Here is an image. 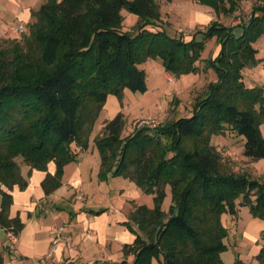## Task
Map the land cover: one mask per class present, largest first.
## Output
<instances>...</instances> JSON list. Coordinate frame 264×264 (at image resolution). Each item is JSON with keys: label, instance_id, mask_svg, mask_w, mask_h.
<instances>
[{"label": "trees", "instance_id": "16d2710c", "mask_svg": "<svg viewBox=\"0 0 264 264\" xmlns=\"http://www.w3.org/2000/svg\"><path fill=\"white\" fill-rule=\"evenodd\" d=\"M194 1L217 13L238 7V0ZM121 9L138 16L133 32L122 31ZM33 15L27 36L0 44V183L7 189L0 190L1 227L15 236L23 228L18 216L9 217V190H23L31 170L46 172L53 162L55 171L45 173L41 188L46 196L61 185L64 166L87 149L91 124L109 95L146 90L139 64L159 58L169 75L198 71L204 43L214 37L218 53L203 68H212L215 80L195 99L191 115L122 136L118 113L104 122L94 145L99 181L122 177L152 195L151 208L134 205L128 216L137 230L123 252L133 254L132 264L153 258L158 264H224L222 215L236 222L246 206L264 221V180L223 172L210 142L228 129L242 137L246 157L264 159V90L246 86L242 73L262 61L253 43L264 33V0L252 5L246 21L229 26L213 20L189 40L155 27V0H46ZM261 239L258 264H264V233ZM234 264L249 263L237 257Z\"/></svg>", "mask_w": 264, "mask_h": 264}, {"label": "rangeland", "instance_id": "374dc122", "mask_svg": "<svg viewBox=\"0 0 264 264\" xmlns=\"http://www.w3.org/2000/svg\"><path fill=\"white\" fill-rule=\"evenodd\" d=\"M45 1L0 0V44H5L11 38L27 36L28 25L36 19L33 13ZM155 1L159 11V20L156 21L155 27L164 29L169 35L182 36L184 40H189L194 32L204 30L210 21L216 20L229 26L246 21L252 5L258 0H238V7L232 13L222 11L217 13L210 7L194 0ZM120 13L123 17L122 31L133 32L138 22V16L125 9H121ZM20 24L23 25L24 31L17 34L13 28ZM253 46L258 50L256 57L262 61L253 67L243 69L244 83L248 87L258 85L264 90V33L253 43ZM218 50L219 44L216 38L212 37L206 40L197 62L199 70L179 74L178 76L166 73L159 58H149L139 64L138 67L144 71L146 90L139 92L123 89L119 96L109 95L106 102L99 108L91 124L88 133V146L83 151L85 158L82 162L86 182L89 181L88 175L91 169H94L98 163L99 155L94 145V138L101 130L104 122L121 113L124 121L122 136H124L131 133L134 128H140L139 124H143V122L148 123L145 125H150L151 121L155 124H163L180 116L191 115L192 104L195 99L204 94L206 85L209 82L215 80L212 68L208 66L203 68V66L204 62L217 55ZM259 130L264 137V119L259 123ZM210 142L220 154V169L223 172L232 174L247 173L251 178L264 180V159L254 160L246 157L243 154L244 141L241 136L227 129L223 134H213ZM72 146L75 145L72 144ZM21 168L24 169L26 166L21 163ZM100 184V192L92 196V202L87 203V207H92L91 209L94 210L105 208L107 212L118 217L115 225L106 233L108 243L102 251L104 254L102 261L132 264L131 255L122 256L121 253L117 252L120 241L124 244L123 241L131 239V244L133 243L135 239L134 230H137L132 223H129L131 228L129 227L128 217L125 215L124 209L126 207L128 210L130 200H135L138 204L151 208L153 206L152 195L143 193L133 182L122 177H109L107 180H100ZM73 194L75 195V190ZM76 196L79 197L78 193ZM169 204L170 192L169 188L166 187V197L162 203V209L166 211ZM248 216L250 214L246 206L240 207L236 223L230 222L227 214L222 215V223L228 228V234L223 239L227 248L220 253L224 264H234L237 257L243 262L258 264L255 258L258 246L253 243H250L246 248L236 245L239 243L240 237L235 235V229L237 226L246 225ZM58 220L57 225L62 227V217H59ZM99 238H101V235L95 236L94 240L98 241ZM125 246H128V244ZM95 249V244H92L85 253L93 254L92 250ZM4 253L8 255V251ZM11 253L14 254L12 250ZM78 253L84 258L82 248L78 250ZM83 258L78 260L74 258L72 264H97L96 262L86 263L82 260ZM151 264H158L156 258L152 259Z\"/></svg>", "mask_w": 264, "mask_h": 264}, {"label": "crops", "instance_id": "0c3cea01", "mask_svg": "<svg viewBox=\"0 0 264 264\" xmlns=\"http://www.w3.org/2000/svg\"><path fill=\"white\" fill-rule=\"evenodd\" d=\"M84 158L85 153L82 151L78 154L76 162H70L64 166L61 185L49 195H44L41 181L46 172L54 173L53 162L47 164L46 172L31 170L26 176L27 186L23 190H20L16 185L9 190L12 196L9 217L18 216L23 222V228L16 236L17 240L14 245L7 249L5 240L9 233L0 225V252L3 256V264H72L74 258L77 260L83 258L78 253L80 248L84 251L82 259L84 262H103L102 251L108 243L106 233L115 225L118 217L107 212L105 208L96 207L97 209L94 210L91 209L92 207H87V203L92 202V196L100 192L101 184L97 179L99 159L96 167L92 168L88 175L89 181L86 182L85 169L82 165ZM27 170V166L24 169L21 168L22 174L26 175ZM0 190L7 189L0 183ZM74 190L75 195L73 194ZM77 193L79 197L76 196ZM129 202L128 210L126 207L124 209L127 217L133 206L139 205L135 200ZM248 213L250 216L246 219V225L237 226L235 229V235L240 237L239 243L236 245L246 248L250 243H253L258 246L259 250L262 243L261 237L264 233V221L252 216L249 210ZM59 217H62V227L57 225ZM56 227H61V240L53 248V229ZM100 235L101 238L98 241L94 240L95 236ZM233 239L236 243L234 236ZM130 240L123 241L124 244L120 241L117 252L122 256L131 255L133 261L132 253L123 252V247L126 244H131ZM92 244H95L96 248L92 250L93 254L85 253ZM11 250L14 254L11 253ZM6 251H8V255L4 253Z\"/></svg>", "mask_w": 264, "mask_h": 264}, {"label": "built area", "instance_id": "2783aa9c", "mask_svg": "<svg viewBox=\"0 0 264 264\" xmlns=\"http://www.w3.org/2000/svg\"><path fill=\"white\" fill-rule=\"evenodd\" d=\"M13 30L15 31V33L17 34H20L24 31V28H23V25L20 24L16 27L13 28ZM145 124H148L146 122H143V124H139V126H142V125H145ZM151 126H155V122L151 121V123H149ZM16 236L13 235V234H9L7 237H6V240H5V246L7 248H11L14 243L16 242ZM61 240V227H56L53 229V239H52V247H56L57 244L60 242Z\"/></svg>", "mask_w": 264, "mask_h": 264}]
</instances>
